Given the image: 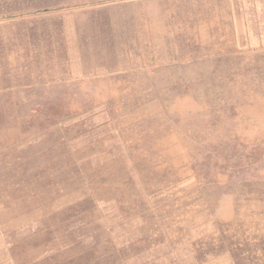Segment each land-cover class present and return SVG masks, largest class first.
<instances>
[{"label": "rangeland", "instance_id": "obj_1", "mask_svg": "<svg viewBox=\"0 0 264 264\" xmlns=\"http://www.w3.org/2000/svg\"><path fill=\"white\" fill-rule=\"evenodd\" d=\"M0 264H264V0H0Z\"/></svg>", "mask_w": 264, "mask_h": 264}]
</instances>
